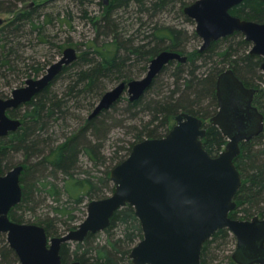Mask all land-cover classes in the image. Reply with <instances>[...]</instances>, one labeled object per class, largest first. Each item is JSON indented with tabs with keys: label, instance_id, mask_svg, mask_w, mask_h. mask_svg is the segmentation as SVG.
<instances>
[{
	"label": "trees",
	"instance_id": "obj_1",
	"mask_svg": "<svg viewBox=\"0 0 264 264\" xmlns=\"http://www.w3.org/2000/svg\"><path fill=\"white\" fill-rule=\"evenodd\" d=\"M75 1L81 4L85 2ZM26 2L27 0H0V12L12 13L0 26V97H7L10 90L20 86L33 74L40 75L50 64L28 59L26 56V40L31 42L35 33L40 41L44 40L42 32L45 29L44 22L38 18L41 3L37 0ZM101 4V12L88 16L96 30L95 36L84 43L72 39L66 42L64 50L67 47L76 48L78 58L65 65L56 77L65 75L70 81L64 96L52 89L55 79L31 101L9 111L11 116L21 118L22 125L0 138V174H4L15 163L8 160L5 164L7 156L24 153L32 163L24 167L21 175V182L27 177L30 182L25 187L21 203L11 210V217L15 221L27 222L21 209L35 207L32 206L35 203V193L42 195L46 192L56 199H60L62 194H68L69 201L79 204L86 195L91 196V200L108 196L103 193L104 187L114 191V184H109L110 169H106L103 176H97L96 180L94 177L75 175L82 153L93 161H105V157L98 153V145L93 141L95 138L100 140L102 134L109 131L113 109L121 108L135 122L129 126L133 140L125 153H118L110 158L112 168L129 156L135 143L146 138L165 136L180 112H188L206 120L204 147L212 155H218L228 140L209 120L219 108L217 78L227 69H233L248 87L258 89L254 104L264 113V72L261 69L263 57L250 53L252 43L241 32L214 41L203 52H200L201 46L189 50L191 38L198 37V34L186 27L174 24L151 26L145 30L144 37H141L144 26L164 11L178 10L187 21L193 22L184 13V7L189 4L186 0H110L107 5L103 0ZM123 10L135 13V21L140 27L138 35H127L122 30ZM231 13L244 19L264 22V0H244L234 6ZM224 41L228 43L222 49L219 45ZM64 46H60L61 49ZM163 50L179 51L186 54L188 60L184 63L171 61L154 79L149 89L135 101L128 98L125 107H119L121 97L109 109H104L92 118H85L81 128L72 135L65 134L57 144L54 138L47 137L50 128L59 119L67 121L72 115L77 116L69 106L71 98L83 101L81 105L85 107L94 105L93 101L105 93L108 82H128L139 77L143 71H147L151 59ZM200 60L206 65L211 63L208 72H199ZM173 65L175 81L161 83L159 76ZM90 98L94 99L91 103ZM33 158L37 159L36 163L32 162ZM235 163L243 181L235 196L237 207L230 215L243 219L256 215L264 217V131L241 143V154L235 158ZM59 173L66 175L62 188L50 179L52 176L57 177ZM55 210L60 214H71L66 205L57 206ZM28 223L43 225L49 236L60 235L61 229L55 217L46 215L39 217L37 222ZM75 228L76 226H69L68 229ZM119 229L121 230L117 233ZM104 232L108 237L103 244L95 243L94 238L98 232L89 233L83 242L64 243L61 249L63 264H70L75 260L83 263L105 261L107 264H133L129 254L133 246L144 237L134 207L128 204L117 209ZM231 242L236 246V237L228 228L214 232L203 245L202 263L214 264L219 257V250ZM228 259L230 264H236L231 255ZM0 264H21L16 252L7 242L6 234L2 232Z\"/></svg>",
	"mask_w": 264,
	"mask_h": 264
},
{
	"label": "water",
	"instance_id": "obj_2",
	"mask_svg": "<svg viewBox=\"0 0 264 264\" xmlns=\"http://www.w3.org/2000/svg\"><path fill=\"white\" fill-rule=\"evenodd\" d=\"M242 1L195 0L184 7V13L196 22L195 31L203 40L200 52L214 41L241 32L252 43L250 53L263 57L264 72V22L232 14L231 9ZM5 21L0 17V26ZM77 58V49L67 47L43 75L28 78L8 97H0V137L22 125V120L10 116L9 110L31 101ZM173 60L184 63L188 56L174 50L161 51L151 59L145 76L107 90L89 118L109 109L126 92L130 101L139 99ZM257 91L233 69L223 71L217 78L219 108L209 122L227 138L224 149L212 155L203 143L206 120L180 112L165 136L146 138L133 145L129 156L110 172L113 193L92 199L85 219L62 235L49 237L43 225L10 218V210L21 203L24 195V165L14 166L0 175V232L6 234L21 264H63V243L83 242L89 233L104 231L116 210L129 204L144 232L129 254L133 264H203L204 243L222 228H228L236 237L232 258L237 264H264V217L243 219L230 215L237 207L235 196L243 181L235 163L241 154V143L264 131V113L254 104ZM1 149L0 145V152ZM70 264L107 263L75 260Z\"/></svg>",
	"mask_w": 264,
	"mask_h": 264
},
{
	"label": "rangeland",
	"instance_id": "obj_3",
	"mask_svg": "<svg viewBox=\"0 0 264 264\" xmlns=\"http://www.w3.org/2000/svg\"><path fill=\"white\" fill-rule=\"evenodd\" d=\"M34 0H27L26 3H29ZM189 4L194 2L195 0H186ZM38 3H41L39 6V17L45 24V29L42 32L44 40H39V37L36 36V33L33 35L35 38L30 42L26 40L27 44V57L28 59H36L41 62H50L48 67L59 60L63 55V50L67 46L66 42L69 39L74 40L75 42L84 43L89 38H92L96 34V30L92 23L88 20V16H93L102 10L103 0H85L84 3L77 2L75 0H37ZM1 5V4H0ZM21 5V4H20ZM123 14V22H122V30L126 32L127 35L136 34L139 32V25L135 21V13L133 12H125L124 10L121 12ZM12 13L0 12V17L10 18ZM47 20V21H44ZM168 25L174 24L181 27H186L191 31L196 29V22L187 21L183 16H181L178 10L175 11H164L153 18V21L148 23V25L141 31V37H144L146 34L145 30L150 29L152 26L156 25ZM151 32V31H149ZM239 39V38H238ZM203 43L202 38L198 35V37H192L189 43V50L200 47ZM228 42L224 41L220 43V48H224ZM65 45V46H64ZM60 46H64L61 49ZM80 51V50H79ZM218 59V57H216ZM200 60L198 62L199 72H208V69L211 66V63L207 65ZM47 67V68H48ZM149 67V64H148ZM175 65L171 66L167 71L161 74L159 81L170 82L175 81L173 76ZM45 69L40 75L33 74L31 77L38 78L46 72ZM138 70V69H137ZM148 71V69H147ZM147 71H143L139 77L142 78L146 75ZM30 77V78H31ZM56 79V78H55ZM54 79V80H55ZM69 79L62 75L54 81L52 89L62 96L66 92L67 85L69 83ZM119 81L116 82H108L107 88L105 92L109 89L115 87ZM25 81L21 84L24 85ZM165 84V83H164ZM20 85V86H21ZM12 90H10L11 93ZM9 93V94H10ZM64 96V95H63ZM128 92H126L122 96V101L119 103V107H125L128 100ZM91 100L94 99L90 98ZM100 98H96L93 101L94 105H89L85 107L81 105L79 100L70 99V108L77 114V116L70 117V119L63 120L59 119L56 124L49 130V134L47 137L54 138L55 144L58 141H62L65 134L72 135L75 131L81 128L84 119L88 118L95 106L98 104ZM26 110V108H23ZM113 118L109 121L111 127L107 133L102 134V138L100 140L94 139L93 143L98 145V153L105 157V161H93L91 160L85 153L80 154L79 156V167L76 169V176L78 177H96L103 176V172L107 170H112V165L110 158H113L118 153H125L129 143L133 140V135L131 133L130 124L134 123V119L130 118L129 114H126L121 108L113 109L111 111ZM58 139V140H56ZM1 144V143H0ZM11 158V159H10ZM8 160H13L15 163L7 168V171L13 168L16 165H31L32 163L27 159V156L24 153H16L15 155L7 156L5 159V164ZM33 163L37 162V159L33 158ZM110 163V165L108 164ZM108 164V166H107ZM50 170V169H49ZM49 170L47 173H49ZM6 171V172H7ZM111 172V171H110ZM24 173V172H23ZM22 173V174H23ZM26 176V175H25ZM66 175L63 173H59L58 176H52L50 179L58 183L59 187L64 186V177ZM93 178V179H94ZM111 179V178H110ZM30 182V178L28 177L22 182L23 189L28 186ZM109 184L112 186L114 183L111 180ZM103 193L112 194L110 188L104 187ZM102 193V195H103ZM33 196L35 198V203L32 206L34 208H25L21 209V212L24 214L27 222H37L39 217H43L49 215L51 217H55L57 219L58 226L60 227V235L69 231V226L78 227L79 224L85 219L87 215V207L88 203L91 201V196L86 195L84 197V201L75 204L72 201H69L68 194H62L60 199L54 198L52 195L43 192V194H37ZM66 205L71 212V214H60L55 210V207ZM72 216V217H71ZM121 229L117 231L120 232ZM7 237V236H6ZM108 234L104 231L98 232L97 236H95V243L103 244L106 242ZM8 242V241H7ZM235 249V245L231 242L228 243L223 249L219 250V257L214 261V264H230L228 256L231 255Z\"/></svg>",
	"mask_w": 264,
	"mask_h": 264
},
{
	"label": "flooded vegetation",
	"instance_id": "obj_4",
	"mask_svg": "<svg viewBox=\"0 0 264 264\" xmlns=\"http://www.w3.org/2000/svg\"><path fill=\"white\" fill-rule=\"evenodd\" d=\"M8 96H9V95H8ZM8 96H7V97H8ZM22 105H23V104H22ZM20 106H21V105H20ZM17 108H18V107H17ZM13 109H14V108H13ZM10 110H11V109H10ZM10 110H9V111H10ZM8 113H9V112H8ZM9 115H10V113H9ZM10 116H11V115H10ZM12 117H13V116H12ZM15 118H19V117H15ZM19 119H21V118H19ZM8 135H9V134H8ZM3 137H5V136H3ZM0 138H1V137H0ZM0 145H1V144H0ZM1 146H2V145H1ZM8 171H9V170H8ZM5 173H6V172H5ZM5 173H4V174H5ZM0 175H2V174H0ZM21 183H22V182H21ZM22 187H23V186H22ZM23 190H24V189H23ZM14 207H15V206H14ZM14 207H13V208H14ZM13 208H12V209H13ZM12 209H11V210H12ZM11 210H10V212H9V215H10V218L12 219L11 214H10V213H11ZM76 228H77V227H76ZM71 230H72V229H71ZM69 231H70V230H69ZM54 236H57V235H54ZM49 237H52V236H49ZM65 243H66V242H65ZM72 243H74V242H72ZM63 244H64V243H63ZM63 244H62V245H63ZM235 248H236V246H235ZM61 249H62V248H61ZM234 250H235V249H234ZM61 256H62V255H61Z\"/></svg>",
	"mask_w": 264,
	"mask_h": 264
}]
</instances>
